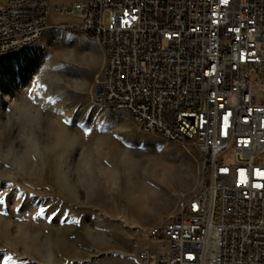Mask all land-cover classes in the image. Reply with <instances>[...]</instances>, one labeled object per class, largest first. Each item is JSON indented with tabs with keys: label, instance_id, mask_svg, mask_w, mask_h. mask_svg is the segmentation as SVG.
I'll return each mask as SVG.
<instances>
[{
	"label": "built area",
	"instance_id": "built-area-1",
	"mask_svg": "<svg viewBox=\"0 0 264 264\" xmlns=\"http://www.w3.org/2000/svg\"><path fill=\"white\" fill-rule=\"evenodd\" d=\"M60 12L106 54L97 101L205 154L173 219L135 228L150 243L137 263L264 264V0H79ZM48 15L49 0H0V55L37 42Z\"/></svg>",
	"mask_w": 264,
	"mask_h": 264
},
{
	"label": "rangeland",
	"instance_id": "rangeland-1",
	"mask_svg": "<svg viewBox=\"0 0 264 264\" xmlns=\"http://www.w3.org/2000/svg\"><path fill=\"white\" fill-rule=\"evenodd\" d=\"M76 1L49 0L50 27L45 34L31 45L0 55V115L11 99L27 93L33 102L43 101L63 115L66 124L81 131L84 141L98 140L99 152L129 148L135 159L119 168L118 176L95 200L81 204L65 200L50 186L29 190L11 180L0 181V215L30 214L34 221L59 231L62 264H138V250L150 243L132 238L135 228L173 219L203 178L205 154L195 141L145 132L128 112L95 99L106 54L96 39L64 26L78 23L73 15L60 12ZM134 164L140 184L153 185L157 193L151 206L136 215L127 204L129 190L121 185ZM128 183L130 189L139 187ZM41 207L42 216L37 215ZM25 262L36 264L0 248V264Z\"/></svg>",
	"mask_w": 264,
	"mask_h": 264
},
{
	"label": "clouds",
	"instance_id": "clouds-1",
	"mask_svg": "<svg viewBox=\"0 0 264 264\" xmlns=\"http://www.w3.org/2000/svg\"><path fill=\"white\" fill-rule=\"evenodd\" d=\"M64 118L27 93L11 99L0 115V181L11 180L29 190L50 186L65 200L81 204L95 200L119 168L135 159L129 148L99 152L98 140L84 141L81 131ZM0 248L36 264H62L64 259L61 233L30 214L0 215Z\"/></svg>",
	"mask_w": 264,
	"mask_h": 264
},
{
	"label": "bare ground",
	"instance_id": "bare-ground-1",
	"mask_svg": "<svg viewBox=\"0 0 264 264\" xmlns=\"http://www.w3.org/2000/svg\"><path fill=\"white\" fill-rule=\"evenodd\" d=\"M139 172L137 170L136 165L134 164L132 166V168L127 170L128 178L126 177V179H125V177H123L122 178V182H121V185L123 187H126L129 190V194H128V197H127L128 201L127 200L126 201H127V204L129 206V208H132V211H133L134 215L143 212L147 206L152 204L154 199H155V196L157 194L152 189L153 185L151 186V184L150 185L149 184H144L143 185L142 183H141L142 185L140 184V181H139V178H138ZM124 175H126V172H124ZM141 179H142V177H141ZM128 181H131L134 184L138 183L137 185H139V187L130 189L128 187L129 186ZM155 190H157V189H155Z\"/></svg>",
	"mask_w": 264,
	"mask_h": 264
},
{
	"label": "snow or ice",
	"instance_id": "snow-or-ice-1",
	"mask_svg": "<svg viewBox=\"0 0 264 264\" xmlns=\"http://www.w3.org/2000/svg\"><path fill=\"white\" fill-rule=\"evenodd\" d=\"M225 2H227V0H225ZM225 120H227V117H225ZM224 171H227V170H224ZM256 187H261V185H256ZM45 214V209L43 208V207H41L40 209H39V212L37 213V215H44ZM54 215V214H53ZM49 221L51 222L52 221V217L51 216H49ZM61 222H63V221H61ZM78 222V221H77ZM9 259H11V257H9ZM25 264H27V262H25Z\"/></svg>",
	"mask_w": 264,
	"mask_h": 264
},
{
	"label": "crops",
	"instance_id": "crops-1",
	"mask_svg": "<svg viewBox=\"0 0 264 264\" xmlns=\"http://www.w3.org/2000/svg\"><path fill=\"white\" fill-rule=\"evenodd\" d=\"M77 1H79V0H77ZM77 1H76V2H77ZM63 14H64V13H63Z\"/></svg>",
	"mask_w": 264,
	"mask_h": 264
}]
</instances>
